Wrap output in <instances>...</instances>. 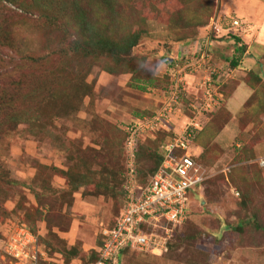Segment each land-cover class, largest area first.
<instances>
[{
  "label": "rangeland",
  "instance_id": "obj_1",
  "mask_svg": "<svg viewBox=\"0 0 264 264\" xmlns=\"http://www.w3.org/2000/svg\"><path fill=\"white\" fill-rule=\"evenodd\" d=\"M46 1L55 0H24V12L0 0V101L18 104L26 120L0 132V264L13 263L7 244L19 224L38 236L45 264H88L98 254L103 232L124 210L126 135L136 123L141 154L158 132L177 137L212 124V150L220 156L212 165L198 163L207 178L199 191L204 202L193 193L187 221L166 226L167 250L132 252L125 264H264V0H122L118 23L126 19L128 33L144 22L147 28L127 72L110 59L72 55L73 0L56 8ZM90 3L80 4L90 19L98 13L96 27L106 24ZM234 20L241 23L236 30ZM232 36L248 46L236 69ZM34 60L40 65L29 69ZM107 66L118 73H106ZM81 68L91 91L80 106L73 98L63 113L61 101L59 110L29 101L37 80L56 81L61 95ZM204 151L192 145L189 153L198 158ZM146 179L138 178L137 197Z\"/></svg>",
  "mask_w": 264,
  "mask_h": 264
},
{
  "label": "trees",
  "instance_id": "obj_2",
  "mask_svg": "<svg viewBox=\"0 0 264 264\" xmlns=\"http://www.w3.org/2000/svg\"><path fill=\"white\" fill-rule=\"evenodd\" d=\"M8 1V3L13 4L17 6L20 10L27 12V8L25 6L24 0H5ZM128 1V0H126ZM157 1H163V0H157ZM49 6H53V8H56L59 3L62 2V4L65 2V0H59V1H46ZM73 5L69 6L70 9L75 14L74 21V34H71L69 36L70 38V46L67 47V50L74 56H76L79 59H94L95 61H102L103 59H110L113 60L116 64H121L124 68V71H131L130 67L133 62V58L131 57L134 49L141 44L143 39L146 37L147 34V28L145 25V22L143 25H141V29L137 32L130 31L128 33V28L126 26L127 20L124 19L123 23H118L121 19L122 15L120 16L118 14V10L121 12H124L123 8V2L122 0H90V9H95L97 11L100 10V12L105 14L106 24H100L98 27H96L95 20L98 13H96V17L92 20L89 18V11L87 8H83L81 3V0H73ZM35 4V3H34ZM37 5V4H35ZM38 8V5H37ZM50 8V7H49ZM95 11V12H97ZM51 15V18L49 19H56V17H52L51 11L49 12ZM125 13V12H124ZM118 14V15H117ZM98 19V18H97ZM123 19V17H122ZM56 21V20H54ZM126 21V22H125ZM235 21V20H234ZM233 21V23H234ZM130 22V20H129ZM125 23V24H124ZM120 24H121V32H120ZM185 28H189L187 24L183 25ZM132 28V27H131ZM125 30V35H123V31ZM8 28L5 31V33H10ZM120 32V33H119ZM10 35V34H9ZM11 39V38H10ZM231 41H233V45L236 47V53L238 56L232 60V66L236 69L241 67V63L243 60V57L246 55L248 51V46L244 45L242 40L237 38V36L229 37ZM191 40V39H188ZM225 40V38H223ZM179 41H186L185 39L179 40ZM227 41V39H226ZM178 42V41H177ZM178 45V44H175ZM40 61L34 60L30 66L29 69H31L35 65H40ZM137 71V70H136ZM106 73L109 74H115L118 73L116 70H113L112 68H109L107 66ZM135 72V71H134ZM254 75L255 78L256 74L254 71H250V75ZM89 74L86 73V70L81 68L80 71L76 74L75 78L71 81L69 86L67 87V91L63 94H58L57 89L54 88L55 82H51V80L46 79V77H43L39 80H37L34 84L30 86V90L28 92V99L29 101L34 100V104H36L37 107H41L40 104H50L55 103L58 110L60 109L58 103L61 101L62 112L65 113L68 110V106L72 105L73 98L76 101L77 105L80 106L83 102V99L90 93L91 89L90 86L87 83V76ZM137 76V74L135 75ZM23 77L28 78L33 77V75H26L24 74ZM259 80V79H258ZM260 81V80H259ZM25 84V82H22L19 84V88H21ZM149 85L154 86V79H151L148 82ZM56 87V86H55ZM139 90L146 91L148 87L146 85L141 84L138 86ZM0 94H4V92H0ZM2 96H0L1 98ZM181 98V97H180ZM182 100V98H181ZM57 112V110H56ZM22 110L19 108L18 104L15 106L14 104H11L10 101H0V132H9V131H15L20 124L23 123L24 120L22 115ZM209 114H216L213 112H210ZM217 128L214 126L212 127V124L209 125L207 128H204L201 131L191 130L192 132V145L199 146L203 148L205 151L202 155H200L198 158L194 157L195 161L197 163L201 162L206 165H212V161H214V155H219V153L214 150H212L213 144L215 145L216 136L217 133H215ZM165 134V133H164ZM167 135V136H166ZM128 136H131V133L126 135V140ZM175 137V134L169 133L162 135L160 132H158V138L155 141L154 146H150L148 152L145 154H141L139 152L137 147V160H136V171L138 178L140 176H143L144 179H146L145 183L148 181L150 182L151 178L159 171L161 168L164 160H165V153H166V147L168 142ZM167 138V140H166ZM140 142V138H139ZM180 154H184V152H179ZM145 163V166L141 165V162ZM146 163L149 164L146 166ZM66 174L69 176V172H66ZM240 172L238 171L236 173V179L234 180L235 185H238V175ZM232 175V174H230ZM129 177V164L127 161L126 167L123 169V190L122 193L125 196V186L128 182ZM234 178V176H231ZM204 184V183H203ZM200 186L198 189H195L193 191L194 194L197 196H200L202 199V203L204 202L203 196L200 195L199 191L203 187ZM110 191V190H109ZM193 193L191 194L193 198ZM199 194V195H198ZM242 203L244 204V207H247V199L246 194L243 196ZM125 208V197H124V205L122 210ZM122 214V211L120 212V216ZM188 214H190V209L188 210ZM119 216V218H120ZM117 224V221L115 225ZM114 225V226H115ZM113 226V227H114ZM240 227V226H239ZM103 243H101V246ZM58 253L61 252V250H57ZM137 252L132 251L130 248L125 249L122 252V259L121 264H125V259L129 253ZM63 253V252H62ZM141 253V252H140ZM70 254L72 257H75L77 255V251H70ZM100 255L97 253H94L93 256L90 258V261L88 264L94 263L99 261ZM45 264V263H43ZM48 264V263H46Z\"/></svg>",
  "mask_w": 264,
  "mask_h": 264
},
{
  "label": "built area",
  "instance_id": "obj_3",
  "mask_svg": "<svg viewBox=\"0 0 264 264\" xmlns=\"http://www.w3.org/2000/svg\"><path fill=\"white\" fill-rule=\"evenodd\" d=\"M233 26L235 30L241 27L240 21L235 20ZM134 128L138 129L137 123L132 126L128 141L129 177L125 186V208L116 226L104 232L100 259L92 264H121L122 252L128 248L141 253L167 250L170 236L167 227L172 225L176 228L187 221L191 192L207 179L201 166L189 153L193 135L192 129H189L168 142L161 168L148 185L141 188V196L137 197L139 135ZM261 165L264 166V160ZM163 229H166L167 237L161 234ZM8 250L14 264H41V258L46 259L45 253L39 249L37 238L26 226L14 233Z\"/></svg>",
  "mask_w": 264,
  "mask_h": 264
},
{
  "label": "clouds",
  "instance_id": "obj_4",
  "mask_svg": "<svg viewBox=\"0 0 264 264\" xmlns=\"http://www.w3.org/2000/svg\"><path fill=\"white\" fill-rule=\"evenodd\" d=\"M202 186V185H201ZM200 187V186H199ZM199 187H197L196 189H198ZM195 190V189H194ZM193 190V191H194ZM193 191L191 192V194L193 193ZM193 198H192V196H191V200H192ZM192 202V201H191ZM190 206H191V203H190ZM189 209H190V207H189ZM188 217H189V214H188ZM119 219V218H118ZM118 219H117V222H118ZM19 227H18V229L19 228H21V227H23V226H26L27 228H28V230L37 238V240H38V246H39V249H40V244H39V238H38V236L30 229V227L28 226V225H26V224H19L18 225ZM116 226V225H115ZM114 226V227H115ZM114 227H111V228H114ZM111 228H109V229H111ZM17 229V230H18ZM16 230V231H17ZM108 230V229H107ZM105 232V231H104ZM103 232V233H104ZM102 243H103V245H104V235H103V241H102ZM103 245L102 246H100V248L98 249V254H99V250L103 247ZM7 247H8V244H7ZM9 251V250H8ZM42 252V251H41ZM43 253V252H42ZM11 256V255H10ZM12 257V256H11ZM12 260H13V263L12 264H14L15 262H14V258L12 257ZM46 262V259H42L41 258V264H43V263H45ZM92 264V263H91Z\"/></svg>",
  "mask_w": 264,
  "mask_h": 264
}]
</instances>
